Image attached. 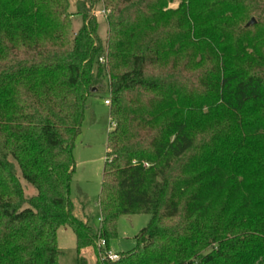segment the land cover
Returning a JSON list of instances; mask_svg holds the SVG:
<instances>
[{"label":"trees","instance_id":"obj_1","mask_svg":"<svg viewBox=\"0 0 264 264\" xmlns=\"http://www.w3.org/2000/svg\"><path fill=\"white\" fill-rule=\"evenodd\" d=\"M100 91L115 125L95 225L71 183ZM143 213L108 260L119 218ZM65 227L79 264H264V0H0V264H62Z\"/></svg>","mask_w":264,"mask_h":264},{"label":"rangeland","instance_id":"obj_2","mask_svg":"<svg viewBox=\"0 0 264 264\" xmlns=\"http://www.w3.org/2000/svg\"><path fill=\"white\" fill-rule=\"evenodd\" d=\"M75 0H72L74 2ZM173 7L177 3L172 4ZM75 7L71 9L74 14ZM103 8L95 11L99 21V33L103 39L107 35V21ZM74 30L80 25V19L74 15ZM110 99L107 92H98L92 95L87 102L86 118L83 130L76 142L74 149L75 168L71 183L72 201L74 203L75 216L79 219L89 220L92 224L99 223L100 206L98 203L101 192L104 165L107 161L108 133L112 129L111 111L105 101ZM18 174L21 172L17 169ZM22 177V176H21ZM25 193L28 197L36 193L23 177ZM76 209V210H75ZM150 219L149 214H127L119 218L118 238L112 240L110 250L116 253H126L137 246L136 235L143 229ZM68 229V230H66ZM59 249L61 251L60 261L62 264H79V254L76 251L74 233L70 227L61 228L58 234ZM96 257L90 255L88 264H95Z\"/></svg>","mask_w":264,"mask_h":264},{"label":"built area","instance_id":"obj_3","mask_svg":"<svg viewBox=\"0 0 264 264\" xmlns=\"http://www.w3.org/2000/svg\"><path fill=\"white\" fill-rule=\"evenodd\" d=\"M102 13L103 14H105V16H106V11H102ZM100 62L101 63H104L105 62V59L104 58H100ZM105 104L106 105H109L110 104V99L108 98V100H106L105 101ZM115 125V123L113 122V120L111 119V127L113 128V126ZM148 165V164H147ZM101 220H102V217H99L98 218V222H101ZM100 245H102L103 247H105L106 246V241L105 240H102V241H100ZM108 254H107V258H108V260H110V261H113V260H118V259H120V253H116V252H112L111 250L109 251V252H107Z\"/></svg>","mask_w":264,"mask_h":264},{"label":"crops","instance_id":"obj_4","mask_svg":"<svg viewBox=\"0 0 264 264\" xmlns=\"http://www.w3.org/2000/svg\"><path fill=\"white\" fill-rule=\"evenodd\" d=\"M97 204H98V203H97ZM75 210H76V209H75ZM74 213H75V211H74ZM66 230H68V229H66ZM74 238H75V236H74ZM75 241H76V238H75ZM83 251H86V250H83ZM85 255H86L87 259H88L89 256L92 255V254H91V252H90V253H85Z\"/></svg>","mask_w":264,"mask_h":264},{"label":"water","instance_id":"obj_5","mask_svg":"<svg viewBox=\"0 0 264 264\" xmlns=\"http://www.w3.org/2000/svg\"><path fill=\"white\" fill-rule=\"evenodd\" d=\"M256 22V19L255 18H252L249 22H248V25L250 24H254Z\"/></svg>","mask_w":264,"mask_h":264}]
</instances>
